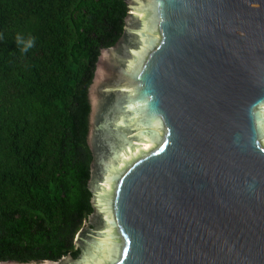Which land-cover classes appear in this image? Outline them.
Returning <instances> with one entry per match:
<instances>
[{
  "label": "water",
  "instance_id": "obj_1",
  "mask_svg": "<svg viewBox=\"0 0 264 264\" xmlns=\"http://www.w3.org/2000/svg\"><path fill=\"white\" fill-rule=\"evenodd\" d=\"M85 95L78 256L0 264H264V0H125Z\"/></svg>",
  "mask_w": 264,
  "mask_h": 264
},
{
  "label": "trees",
  "instance_id": "obj_2",
  "mask_svg": "<svg viewBox=\"0 0 264 264\" xmlns=\"http://www.w3.org/2000/svg\"><path fill=\"white\" fill-rule=\"evenodd\" d=\"M125 0H0V261L78 256L91 214L85 95ZM34 38L21 51L17 35Z\"/></svg>",
  "mask_w": 264,
  "mask_h": 264
},
{
  "label": "clouds",
  "instance_id": "obj_3",
  "mask_svg": "<svg viewBox=\"0 0 264 264\" xmlns=\"http://www.w3.org/2000/svg\"><path fill=\"white\" fill-rule=\"evenodd\" d=\"M16 43L22 46L21 51L27 52L28 49L34 46L35 40L34 38H29L28 40H24V38L18 34L16 37Z\"/></svg>",
  "mask_w": 264,
  "mask_h": 264
},
{
  "label": "flooded vegetation",
  "instance_id": "obj_4",
  "mask_svg": "<svg viewBox=\"0 0 264 264\" xmlns=\"http://www.w3.org/2000/svg\"><path fill=\"white\" fill-rule=\"evenodd\" d=\"M83 226H84V223H83ZM83 226L80 228V230L83 228ZM80 230H79V231H80ZM79 231H78V232H79ZM78 232H77V233H78ZM76 235H77V234H76ZM75 237H76V236H75ZM74 239H75V238H74ZM74 241H75V240H74ZM73 244H74V242H73ZM74 245H75V244H74ZM74 248H75V246H74Z\"/></svg>",
  "mask_w": 264,
  "mask_h": 264
}]
</instances>
